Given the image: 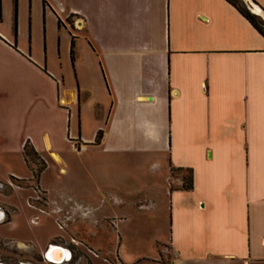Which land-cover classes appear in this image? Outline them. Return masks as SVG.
<instances>
[{"label": "crops", "instance_id": "0c3cea01", "mask_svg": "<svg viewBox=\"0 0 264 264\" xmlns=\"http://www.w3.org/2000/svg\"><path fill=\"white\" fill-rule=\"evenodd\" d=\"M233 139L246 144L236 165L210 144ZM25 144L46 164L37 186L20 185L32 178ZM207 151L229 163L217 171ZM1 162L0 191L25 193L0 203L4 223L29 210L66 231L44 243L0 234L8 246L94 264L109 256L81 249L75 222L95 212L116 230L166 214L170 260L156 247L134 264H264V37L225 0H0ZM50 167L65 186L45 184ZM172 168L192 170L191 190Z\"/></svg>", "mask_w": 264, "mask_h": 264}, {"label": "rangeland", "instance_id": "374dc122", "mask_svg": "<svg viewBox=\"0 0 264 264\" xmlns=\"http://www.w3.org/2000/svg\"><path fill=\"white\" fill-rule=\"evenodd\" d=\"M237 4L242 7V9L254 13L260 22L261 28L264 30V13L258 12L255 13L252 10H249L245 0H236ZM248 5L250 8H253V4L248 0ZM237 131V130H236ZM237 133H239L237 131ZM240 134V133H239ZM223 143V144H221ZM211 145L221 146L223 150H232V159L233 164L236 165L239 162V158L242 157V151H245V141L242 140H231L223 141L217 140L210 141ZM206 157L209 159V151L206 152ZM42 162L45 161L40 158ZM230 156L223 153L218 161L215 159L209 161V164L213 165L214 168L218 171L221 167H224L225 164L229 163ZM9 164V163H8ZM14 164V165H13ZM10 163L16 172H24V168L17 163ZM36 166H40V161L38 159H33V162L28 163L27 167L31 172V177L33 176V171ZM7 163H0V180L5 179L8 173ZM27 170V169H26ZM215 175L218 181L221 183L217 186L215 190L216 195H225V184L223 178L225 177L224 173L217 172ZM80 177V181L90 182L87 178V174L83 177ZM44 182L47 186L57 187L65 186L67 183L66 176L64 174H59L54 167H50L43 176ZM36 179L32 178L29 181L21 180L20 185H28L31 183L34 186H37ZM32 191L37 194L35 188H31ZM25 196V193L13 192L8 194L6 192L0 191V203L1 202H11L18 203L19 197ZM30 211H20L16 214L14 218V225L0 224V234L3 236L14 237L24 241H33L36 242H45L48 236L60 233L64 234L66 231L58 225L62 231H59L54 224L50 216H41L39 223H34L30 220ZM108 214V213H107ZM6 221H9V216ZM110 221H103L101 214L94 212L92 217L86 220L75 222V228L80 233L79 243L82 247L81 249L86 250L89 255L97 257L99 255L98 250H102L109 256L106 259L104 256H100V259L94 258V264H106L102 260H105L108 264H119L117 262V255L125 262V264H134L135 262L141 260L142 258H150L151 256L157 255L156 247H167L163 248V254L161 258L167 259L170 257L169 247L165 243L168 242L170 237V228H169V215L164 214L163 217L156 218H139L132 216L126 221H122L121 225L115 230L110 225ZM66 234V233H65ZM75 247V246H74ZM81 251H75V257L78 258L81 256ZM164 256V257H163ZM167 256V257H166ZM39 255L30 250L29 247H24V250H21L14 246H8L4 238H0V262H10L16 264L18 261L38 259ZM108 260V261H107Z\"/></svg>", "mask_w": 264, "mask_h": 264}, {"label": "trees", "instance_id": "16d2710c", "mask_svg": "<svg viewBox=\"0 0 264 264\" xmlns=\"http://www.w3.org/2000/svg\"><path fill=\"white\" fill-rule=\"evenodd\" d=\"M225 1L231 4L232 6H234L250 22V24L257 30V32L264 37V30L261 28L260 22H258L259 18L256 15L242 9V7H240L237 4L236 0H225ZM14 8L16 9V0H14ZM15 31H16V28L14 26V32ZM100 139H101V131L97 133L95 143H99ZM23 156H24V160L26 164L33 162V159H38V161H40V166H36V168L32 170L33 171L32 180L33 178L36 179L35 182L38 185L40 174L45 169L46 164L40 160V157L37 155V153L27 144H25L23 147ZM170 172H171L172 177L181 178L182 183L179 186L181 189H184V190L192 189V170L191 169H183V168L173 169L172 168ZM163 248H167V247H157L158 253L160 256L163 254L162 252ZM168 260H170V257L168 258Z\"/></svg>", "mask_w": 264, "mask_h": 264}, {"label": "flooded vegetation", "instance_id": "af4514ba", "mask_svg": "<svg viewBox=\"0 0 264 264\" xmlns=\"http://www.w3.org/2000/svg\"><path fill=\"white\" fill-rule=\"evenodd\" d=\"M5 217L0 221V224H4ZM47 251L44 254H38V259L22 260L18 261L16 264H53L46 259ZM0 264H12L10 262H0Z\"/></svg>", "mask_w": 264, "mask_h": 264}, {"label": "water", "instance_id": "95a60500", "mask_svg": "<svg viewBox=\"0 0 264 264\" xmlns=\"http://www.w3.org/2000/svg\"><path fill=\"white\" fill-rule=\"evenodd\" d=\"M245 2L247 3V6H248L249 10H252V8H250L249 5H248V0H245ZM253 14H254V13H253ZM3 217H4V213L0 211V221L3 219ZM54 248H59V247H49V249L47 250L46 259H47L48 261H50L51 263H53V264H57V263H60V262H59V261L56 262V261H54V259H52V258L49 257V253H50V252L52 251V249H54ZM60 249H61V248H60ZM61 250H62L63 252H65V253L63 254V258H65V260H68V259L71 257L70 251H69L67 248H62ZM62 260H63V259H62ZM62 260H61V261H62Z\"/></svg>", "mask_w": 264, "mask_h": 264}, {"label": "bare ground", "instance_id": "6f19581e", "mask_svg": "<svg viewBox=\"0 0 264 264\" xmlns=\"http://www.w3.org/2000/svg\"><path fill=\"white\" fill-rule=\"evenodd\" d=\"M252 11H255L256 13H258V12L261 13V10L256 5L253 6ZM62 103H64L63 100H62ZM63 253H65V252H63L60 248H54L49 253V257L56 260V261H61L63 258Z\"/></svg>", "mask_w": 264, "mask_h": 264}]
</instances>
